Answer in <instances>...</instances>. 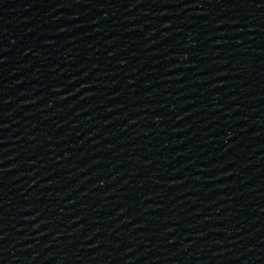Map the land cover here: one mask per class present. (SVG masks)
I'll list each match as a JSON object with an SVG mask.
<instances>
[{
  "label": "water",
  "instance_id": "1",
  "mask_svg": "<svg viewBox=\"0 0 264 264\" xmlns=\"http://www.w3.org/2000/svg\"><path fill=\"white\" fill-rule=\"evenodd\" d=\"M0 264H264V0H0Z\"/></svg>",
  "mask_w": 264,
  "mask_h": 264
}]
</instances>
